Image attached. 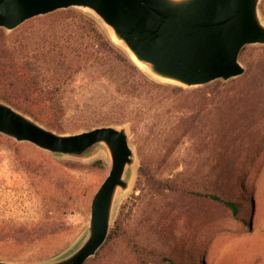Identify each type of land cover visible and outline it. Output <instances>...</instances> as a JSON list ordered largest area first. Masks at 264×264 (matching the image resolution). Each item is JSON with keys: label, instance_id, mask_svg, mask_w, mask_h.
I'll use <instances>...</instances> for the list:
<instances>
[{"label": "rangeland", "instance_id": "obj_1", "mask_svg": "<svg viewBox=\"0 0 264 264\" xmlns=\"http://www.w3.org/2000/svg\"><path fill=\"white\" fill-rule=\"evenodd\" d=\"M73 9L96 18L127 53L92 12ZM260 10L264 19V0ZM48 14L30 18L12 31L1 29L10 36V43L35 41L53 26ZM245 47L243 60L240 54L244 74L258 84L250 110L233 111L224 105L200 110L195 107L194 100L200 97L196 90L215 81L200 87L163 82L140 68L128 53L151 85L134 92L118 79L124 73L87 64L65 86L62 132L126 125L137 155L131 188L115 207L110 233L114 228L116 237L108 240V236L84 264H138L134 244L149 264H163L159 253L184 264H264V45ZM227 113H232V121H220ZM240 113L244 120L234 122ZM217 158L225 163L222 170L235 174L231 197L240 205L238 216L223 205L186 193L169 192L150 200L144 177L135 188L141 166L160 179L196 182L213 170L220 172ZM66 161L77 165L69 167ZM109 170L105 149L75 159L0 133V233L9 232L13 225L63 222L57 232L32 242H0V260L47 263L73 249L86 232L92 198Z\"/></svg>", "mask_w": 264, "mask_h": 264}, {"label": "water", "instance_id": "obj_2", "mask_svg": "<svg viewBox=\"0 0 264 264\" xmlns=\"http://www.w3.org/2000/svg\"><path fill=\"white\" fill-rule=\"evenodd\" d=\"M262 0H0V28L57 10L92 12L113 40L150 76L184 87H200L243 75L247 45H264ZM0 133L31 142L52 154L86 159L105 149L110 170L91 202L81 241L47 263L84 264L106 242L119 198L131 188L137 164L126 125L105 124L77 132L47 127L0 99ZM0 264H35L0 260Z\"/></svg>", "mask_w": 264, "mask_h": 264}, {"label": "trees", "instance_id": "obj_3", "mask_svg": "<svg viewBox=\"0 0 264 264\" xmlns=\"http://www.w3.org/2000/svg\"><path fill=\"white\" fill-rule=\"evenodd\" d=\"M48 16L52 18L53 26L51 29H45L42 36L35 41L10 43V36L0 28L1 100L33 116L49 128L63 131L61 121L65 113V86L81 67L87 64L93 67L104 66L111 73H124V76L118 75V79L121 84L131 86L134 92L143 86L151 85L152 82L145 73L110 39L96 18L73 8L59 10ZM245 48L241 52L242 60ZM257 87L258 84L253 82L247 73L228 82L218 80L196 90L200 97L194 100L195 107L204 110L208 105H224L233 111L238 108L250 110L254 105ZM242 120V113L233 119L236 123ZM220 121H232V113L221 115ZM65 163L69 167L77 165L73 161ZM219 163L222 164V170L225 163L215 159L216 166ZM97 164L100 168L105 167L102 160H98ZM142 167L138 169L135 188L144 177L150 200L169 192L186 193L223 205L230 209L234 216L240 213L239 203L231 197L233 186L237 183L235 174L230 173L231 170H220L221 173L218 174L213 170L204 176L203 181L198 179L193 182L186 178L160 179L153 170ZM219 178L221 179L218 180ZM59 224L63 222L56 220L33 226L13 225L9 232L0 233V242H32L57 232L60 229ZM114 237L116 235L113 228L108 240ZM133 249L138 264H149L140 247L134 244ZM158 258L163 264H184L166 253H159Z\"/></svg>", "mask_w": 264, "mask_h": 264}]
</instances>
